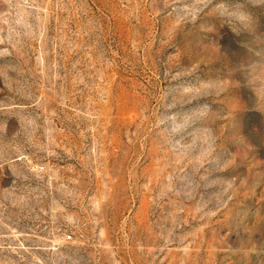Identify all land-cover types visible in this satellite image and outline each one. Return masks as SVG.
<instances>
[{
    "label": "rangeland",
    "instance_id": "1",
    "mask_svg": "<svg viewBox=\"0 0 264 264\" xmlns=\"http://www.w3.org/2000/svg\"><path fill=\"white\" fill-rule=\"evenodd\" d=\"M0 264H264V0H0Z\"/></svg>",
    "mask_w": 264,
    "mask_h": 264
},
{
    "label": "built area",
    "instance_id": "2",
    "mask_svg": "<svg viewBox=\"0 0 264 264\" xmlns=\"http://www.w3.org/2000/svg\"><path fill=\"white\" fill-rule=\"evenodd\" d=\"M69 239H71V237H69Z\"/></svg>",
    "mask_w": 264,
    "mask_h": 264
}]
</instances>
